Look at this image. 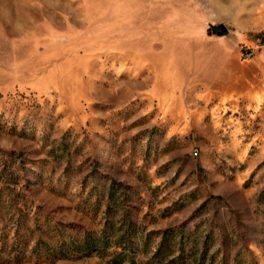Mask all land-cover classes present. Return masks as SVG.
Masks as SVG:
<instances>
[{
  "label": "rangeland",
  "instance_id": "obj_1",
  "mask_svg": "<svg viewBox=\"0 0 264 264\" xmlns=\"http://www.w3.org/2000/svg\"><path fill=\"white\" fill-rule=\"evenodd\" d=\"M263 32L264 0H0V264H264Z\"/></svg>",
  "mask_w": 264,
  "mask_h": 264
},
{
  "label": "trees",
  "instance_id": "obj_2",
  "mask_svg": "<svg viewBox=\"0 0 264 264\" xmlns=\"http://www.w3.org/2000/svg\"><path fill=\"white\" fill-rule=\"evenodd\" d=\"M259 36H260V38H264V32L261 33ZM91 243H93L91 240L84 239L78 246L82 247V248H87V247H89V245H91ZM102 244H105V242L102 241ZM78 246H76L75 248H77ZM58 250H59L58 254L61 257L64 258L65 256H67L66 253L64 252V250L61 247ZM161 254L162 253H161V250H160V251L157 252L156 256H162Z\"/></svg>",
  "mask_w": 264,
  "mask_h": 264
},
{
  "label": "water",
  "instance_id": "obj_3",
  "mask_svg": "<svg viewBox=\"0 0 264 264\" xmlns=\"http://www.w3.org/2000/svg\"><path fill=\"white\" fill-rule=\"evenodd\" d=\"M220 31H221V32H222V31H225V28H224L223 26H221V30H220Z\"/></svg>",
  "mask_w": 264,
  "mask_h": 264
}]
</instances>
